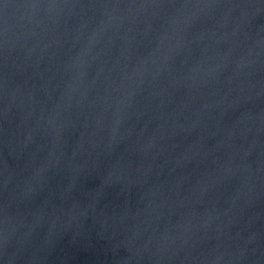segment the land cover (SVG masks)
I'll return each mask as SVG.
<instances>
[{
  "label": "water",
  "instance_id": "95a60500",
  "mask_svg": "<svg viewBox=\"0 0 264 264\" xmlns=\"http://www.w3.org/2000/svg\"><path fill=\"white\" fill-rule=\"evenodd\" d=\"M0 264H264V0H0Z\"/></svg>",
  "mask_w": 264,
  "mask_h": 264
}]
</instances>
